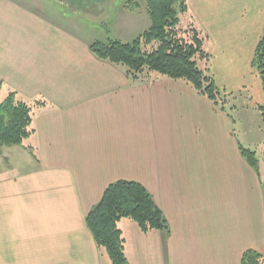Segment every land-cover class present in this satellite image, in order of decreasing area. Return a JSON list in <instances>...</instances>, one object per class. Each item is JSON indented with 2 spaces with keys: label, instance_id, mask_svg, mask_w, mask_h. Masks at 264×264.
Instances as JSON below:
<instances>
[{
  "label": "crops",
  "instance_id": "0c3cea01",
  "mask_svg": "<svg viewBox=\"0 0 264 264\" xmlns=\"http://www.w3.org/2000/svg\"><path fill=\"white\" fill-rule=\"evenodd\" d=\"M46 1L68 13L50 14ZM186 8L218 89L250 96L257 111L264 96L251 63L264 0ZM87 13L74 0H0V101L15 92L37 104L25 147L3 149L13 156L0 169V264H101L85 219L118 181L143 186L168 225L143 233L126 222L129 264H241L247 250L264 254V191L233 117L184 83L132 82L97 59L79 35Z\"/></svg>",
  "mask_w": 264,
  "mask_h": 264
},
{
  "label": "trees",
  "instance_id": "16d2710c",
  "mask_svg": "<svg viewBox=\"0 0 264 264\" xmlns=\"http://www.w3.org/2000/svg\"><path fill=\"white\" fill-rule=\"evenodd\" d=\"M150 20L149 28L130 44L119 41L94 42L90 52L99 60L124 69L132 82H150L166 78L192 88L230 117L227 96L216 86L209 71L210 55L205 50V37L195 27H180L179 16L186 12L188 0H141ZM138 8L129 0L127 11ZM264 96V26L252 59ZM11 92L0 101V155L5 148L25 147L24 143L35 133L33 107ZM264 128V102L256 107ZM240 155L252 170L259 172L256 152L238 145ZM39 163L34 148H26ZM130 220L138 229L168 232V225L152 196L138 183L118 181L110 184L100 201L91 208L85 224L96 248L107 256L110 264H129L125 239L117 225ZM241 264H264V254L247 250Z\"/></svg>",
  "mask_w": 264,
  "mask_h": 264
},
{
  "label": "rangeland",
  "instance_id": "374dc122",
  "mask_svg": "<svg viewBox=\"0 0 264 264\" xmlns=\"http://www.w3.org/2000/svg\"><path fill=\"white\" fill-rule=\"evenodd\" d=\"M128 1L129 0H74L75 3L86 6L89 12L86 14L89 18H82V22H86L87 20L91 21V25L87 24L81 26V33H79V35L92 43L102 42L106 44L110 41H119L123 44L132 43L149 28L150 20L141 0H135L138 8L134 12L127 11L126 6ZM43 4L44 9L50 10V14L55 10V7L61 12L60 14L57 13L59 16L68 13L66 8H59V6L52 1H46ZM183 14L179 16L181 20L180 27L186 29L189 28V26L186 27ZM206 40L207 39H205V44L207 43ZM228 99L230 102L228 106L231 108L229 109V113L235 120L236 133L240 143L243 148L256 152L260 182L264 191V129L261 124L260 114L258 111L252 110L249 105L246 106L251 99L250 96L244 93H238ZM2 152L3 156L6 157L3 158L0 169L5 168L4 166L11 165L10 163L12 162L13 156L10 151L2 150ZM126 222L132 224V226H136V224L130 220H122L117 227L122 231L123 238L125 237L124 235H131L130 229L124 225ZM101 264H110L107 256L101 258Z\"/></svg>",
  "mask_w": 264,
  "mask_h": 264
}]
</instances>
